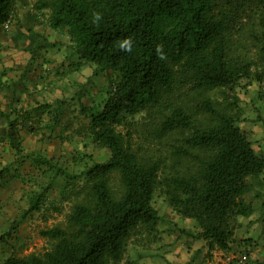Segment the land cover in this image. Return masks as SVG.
Listing matches in <instances>:
<instances>
[{
    "label": "trees",
    "instance_id": "obj_1",
    "mask_svg": "<svg viewBox=\"0 0 264 264\" xmlns=\"http://www.w3.org/2000/svg\"><path fill=\"white\" fill-rule=\"evenodd\" d=\"M224 3L236 4L247 15H253L263 38L264 56V18L253 10L263 7L264 0H34V11L48 13L47 26L67 37L70 57H75L78 64L93 65L96 74L115 75V85L101 109L89 114L87 123L91 142L105 148L109 157L80 172L86 185L75 191L76 196L87 189L91 202L75 203L64 228L54 226L38 231L40 237L53 243L51 249L41 255L10 254L2 264H109L124 255V240L133 229L140 227L141 234L146 231L151 236L161 223L176 227L174 222L161 218L153 206L157 167L140 164L130 151L127 138L116 127L123 117L157 106L170 92L177 68L189 73L192 86L204 90L228 91L248 77L247 62H227L226 34L231 22L216 12ZM15 7L14 0H0V27L10 21ZM35 17L33 14L30 19ZM26 37L28 46L37 38L43 39L31 28ZM126 39L129 42L123 45ZM44 47L38 44L36 50ZM195 106L214 118L215 124L194 131L185 143L189 148L211 149L212 153L198 162L193 180L174 178L166 185L165 193L172 212L194 220L199 228L196 234L185 232L188 236L202 239L208 252L227 251L232 236L229 219L248 179L264 170V157L254 151L237 125L233 102L206 98ZM50 111L48 105H38L22 109L12 119L0 112V118L6 119L4 133L16 158L24 155L19 123L35 121V115V123H39L42 115ZM58 116L54 112L44 127L53 131ZM191 126L189 115L176 106L161 119L159 132L189 130ZM182 153L191 155L185 150ZM22 157L29 159L46 178L43 184H47L28 197V208L12 222L11 230L40 208L47 187L56 176L66 177L54 157ZM6 167L0 170V177L10 169ZM113 173L118 174L122 187L118 199L108 185Z\"/></svg>",
    "mask_w": 264,
    "mask_h": 264
},
{
    "label": "rangeland",
    "instance_id": "obj_2",
    "mask_svg": "<svg viewBox=\"0 0 264 264\" xmlns=\"http://www.w3.org/2000/svg\"><path fill=\"white\" fill-rule=\"evenodd\" d=\"M14 1L16 7L10 21L0 27V61L1 58L14 61L12 55H16L21 64L20 67L11 69L12 79L8 77L4 80L2 74L5 77L8 75L6 71H0V87L6 86L8 81L13 82L15 78L20 79L19 95L22 96L27 91L33 96L24 99L18 96L13 103L17 106L14 108L15 111L11 114L7 112L12 119L22 109L30 110L37 104L48 105L51 113L45 112L39 123H35L36 115L35 121L19 123V138L23 148L21 152L24 154H20V159H15L13 153H9V159L7 155L1 157L3 144L7 139L5 129L0 130V170L7 165L10 168L14 163L20 170V174L14 176L17 179L14 186L0 191V202L7 204L5 217L10 221V226L28 208V197L40 192L41 187L47 184H43L46 178L42 177L41 172L29 163V159L22 156L31 154L32 156L44 155L47 158L54 157L62 172L66 173V177L58 175L53 179L51 186L47 187L45 201L37 211L26 215V219L12 230L9 227L0 232L2 234L0 243H3L0 259L10 254L17 257L31 253L41 255L50 250L53 243L40 237L38 231L54 226L64 228L66 216L75 203L91 202L87 189L76 196L75 191L86 185L80 172L94 163L105 162L109 153L105 148L91 142L87 131L88 116L101 109L103 100L116 83L114 74L106 77L96 74L93 65L78 64L75 57H70L67 37L60 31L52 30L47 26L48 13L34 11L32 7L34 0ZM253 10L256 11V15L262 14L264 18V6ZM216 12L218 16L228 17L231 22L230 31L226 34L227 62L230 64L247 62L248 77L240 80L233 89L228 91L204 90L192 86L189 73L185 74L177 68L170 92L157 106L134 116L123 117L121 124L116 127V130L127 138L128 147L140 164L157 167L153 206L161 218L168 222H174L177 215L172 212L168 203L165 193L166 185L170 184L174 178L183 177L193 180L198 173V162L212 153L211 149L208 151L204 148H189L185 143L194 131L215 124L214 118L196 109L197 102L206 98L216 102L222 100L233 102L237 125L253 145H256V141L260 142L264 132V56L261 53L263 46L261 32L257 22L252 19L253 15H247L236 4L228 6L224 3ZM33 14H36L37 19H30ZM28 28L41 34L43 39L37 38L28 46L29 40L26 37ZM38 44L46 48L36 50ZM11 50L15 52L10 53ZM20 72H23L22 76ZM29 74L30 79L27 78ZM38 90L42 93L37 94ZM3 105L5 104L1 100L0 107ZM176 106L182 107L189 115L191 128L161 134L159 132L161 119ZM56 111L59 114L58 125L50 131L44 126L52 119ZM184 150L191 155L182 153ZM6 161L7 165H5ZM108 185L114 198L118 199L121 196L122 187L117 173L109 176ZM161 225L163 226L162 223ZM138 230L141 231L140 227L133 229L125 238V252L121 259L109 264H132L140 258L134 253L135 251L141 253L135 246L146 247L152 236L144 233L146 231L141 234ZM8 231H10L9 235ZM164 231L168 230L162 229L159 235Z\"/></svg>",
    "mask_w": 264,
    "mask_h": 264
},
{
    "label": "crops",
    "instance_id": "obj_3",
    "mask_svg": "<svg viewBox=\"0 0 264 264\" xmlns=\"http://www.w3.org/2000/svg\"><path fill=\"white\" fill-rule=\"evenodd\" d=\"M45 48L46 46L41 48V50ZM13 52L15 51H10V53ZM12 57H14V61H11L9 58H1L0 71L4 70L8 75L5 77L2 74L4 80H7L8 77L12 79L10 77L11 69L16 68V66L20 67L21 62L17 60L16 55H12ZM22 73L20 72L21 76ZM27 78L30 79V74ZM19 82L20 79L15 78L13 82L8 81L5 84L6 86L0 87V101L2 100L5 104L0 107V112L8 114L9 119L11 110L17 108L13 103L16 102L15 100L18 96L22 97V99L26 97L32 98L33 96L31 93H27V91L22 96L19 95ZM36 93L42 92L38 90ZM36 106L38 105L35 104L34 107ZM4 129H6V119L0 118V130ZM3 145L4 149H2L3 153L1 157L7 155V159H9V153H13L14 155V152L9 147L8 141ZM252 147L258 155L264 157V132L260 138V142L256 141V145L252 144ZM14 158L16 159V156ZM7 163L6 161L5 165ZM16 166L15 163L11 164L10 169L4 174V177H0L2 179V181L0 180V191L11 189L14 186L17 181L14 176L20 174V170ZM6 205V203L2 204L0 202V208H2L0 209V232L10 227V221L5 217ZM233 212V215L229 219L232 226L229 250L214 249L208 252L206 244L202 239L190 237L185 233L196 234L199 232L195 221L176 216L174 219L176 227L171 226L172 224H165L163 225L164 227L159 224L157 226L158 234L151 235L152 237L146 247L135 246L141 253L134 252L140 258L132 264H264V170L258 176L248 179L247 187L244 193L237 199ZM177 228L182 229L184 233H180ZM162 229H167L168 231H164L159 235ZM1 239L2 234L0 233ZM2 244L0 243V251H2ZM5 259L6 256L0 259V264Z\"/></svg>",
    "mask_w": 264,
    "mask_h": 264
},
{
    "label": "clouds",
    "instance_id": "obj_4",
    "mask_svg": "<svg viewBox=\"0 0 264 264\" xmlns=\"http://www.w3.org/2000/svg\"><path fill=\"white\" fill-rule=\"evenodd\" d=\"M128 42H129V41L126 39V40H124V41L122 42V44H123V45H127Z\"/></svg>",
    "mask_w": 264,
    "mask_h": 264
}]
</instances>
